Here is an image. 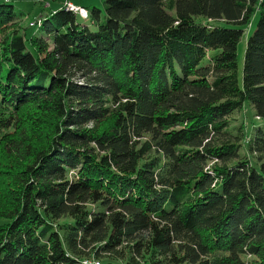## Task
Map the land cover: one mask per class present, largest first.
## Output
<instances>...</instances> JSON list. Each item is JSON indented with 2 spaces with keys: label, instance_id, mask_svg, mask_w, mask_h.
I'll return each instance as SVG.
<instances>
[{
  "label": "trees",
  "instance_id": "trees-1",
  "mask_svg": "<svg viewBox=\"0 0 264 264\" xmlns=\"http://www.w3.org/2000/svg\"><path fill=\"white\" fill-rule=\"evenodd\" d=\"M103 5L0 2V264H264V0Z\"/></svg>",
  "mask_w": 264,
  "mask_h": 264
},
{
  "label": "rangeland",
  "instance_id": "rangeland-1",
  "mask_svg": "<svg viewBox=\"0 0 264 264\" xmlns=\"http://www.w3.org/2000/svg\"><path fill=\"white\" fill-rule=\"evenodd\" d=\"M3 0H0L2 2ZM10 1V0H9ZM68 1H71L73 4L84 6V7H93L96 6L100 9H104L103 0H49L52 4L51 8L43 10V4L36 2V0H12V2L16 5L17 9L25 10L28 12V15L32 17V19L37 20L41 13H47V11L59 9L62 4H66ZM41 9L43 12H41ZM260 14L257 13L254 18L252 19L251 24L245 30L244 36L241 39L240 44L238 45V64L240 67V72L242 71L243 64H244V51L247 45V40L249 36L255 31L258 21H259ZM31 20V21H34ZM81 20V19H80ZM27 22V19L25 20ZM83 21V20H82ZM24 23V25L26 24ZM37 29V26L34 27ZM92 30H95L92 28ZM36 32H40L39 29ZM246 106L242 111H238L234 113L233 118H231L233 124L237 123H244L248 131H251L253 128L263 125V121L257 119L255 115L254 108L249 104L246 103ZM242 121V122H241Z\"/></svg>",
  "mask_w": 264,
  "mask_h": 264
},
{
  "label": "built area",
  "instance_id": "built-area-1",
  "mask_svg": "<svg viewBox=\"0 0 264 264\" xmlns=\"http://www.w3.org/2000/svg\"><path fill=\"white\" fill-rule=\"evenodd\" d=\"M65 7H66L67 10L73 11L74 13L78 14L79 16H81L83 19H88V17H89V11L84 6L76 5V4H73L72 2L68 1L65 4ZM37 22L38 23L34 22L33 24L34 25L39 24V21H37ZM96 264H98V263H96Z\"/></svg>",
  "mask_w": 264,
  "mask_h": 264
},
{
  "label": "crops",
  "instance_id": "crops-1",
  "mask_svg": "<svg viewBox=\"0 0 264 264\" xmlns=\"http://www.w3.org/2000/svg\"><path fill=\"white\" fill-rule=\"evenodd\" d=\"M71 2V1H70Z\"/></svg>",
  "mask_w": 264,
  "mask_h": 264
}]
</instances>
